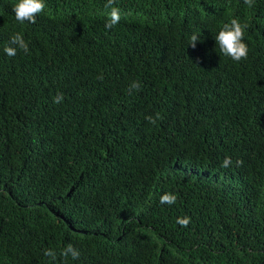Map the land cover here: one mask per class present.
Returning a JSON list of instances; mask_svg holds the SVG:
<instances>
[{"label": "trees", "instance_id": "trees-1", "mask_svg": "<svg viewBox=\"0 0 264 264\" xmlns=\"http://www.w3.org/2000/svg\"><path fill=\"white\" fill-rule=\"evenodd\" d=\"M17 2L0 0V264H65L69 243L67 264H264V0H115L112 29L106 0H44L34 24ZM233 18L240 62L214 38Z\"/></svg>", "mask_w": 264, "mask_h": 264}, {"label": "clouds", "instance_id": "clouds-1", "mask_svg": "<svg viewBox=\"0 0 264 264\" xmlns=\"http://www.w3.org/2000/svg\"><path fill=\"white\" fill-rule=\"evenodd\" d=\"M255 0H244V4L248 7H253ZM44 0H18L13 7L15 18L18 22L23 24L24 22L36 23L37 16L45 10ZM105 9H109L107 16L108 19L105 23L107 29H112L118 25L121 20V10L115 6V0H106L104 5ZM247 24H241L238 18H233L230 22L224 23L220 28L217 35L214 37L216 45L219 46V51L223 56L230 57L233 61L240 62L248 57V45L244 42L245 30ZM202 37L198 33H193L189 38V44L192 48H195L197 42ZM18 50H22L24 53L29 52V45L25 41L23 35L19 32L13 34L10 38L9 44L4 48V52L8 56H15ZM98 79H103L102 76ZM132 88H138L139 82L134 81L131 85ZM63 100V93L58 94L54 98V103H61ZM146 119L151 124H156L157 120L161 119L159 113L155 117L147 116ZM232 163L231 157H225L222 162V167H229ZM238 165L243 161H237ZM177 200V196L173 193H165L160 197L161 204H174ZM177 223L182 227H187L190 223V217L178 218ZM44 256L49 257L52 262L57 260V253L54 249L46 248L44 250ZM59 255L64 258L65 264H67V258L70 256L73 260L79 258V250L76 249L71 243L67 244L60 250Z\"/></svg>", "mask_w": 264, "mask_h": 264}]
</instances>
